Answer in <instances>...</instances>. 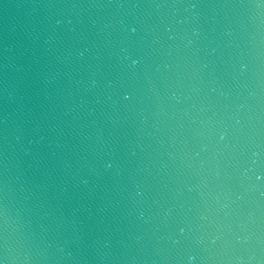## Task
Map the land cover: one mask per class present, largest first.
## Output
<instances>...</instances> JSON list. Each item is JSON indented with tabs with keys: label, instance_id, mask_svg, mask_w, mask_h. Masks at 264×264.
I'll return each mask as SVG.
<instances>
[{
	"label": "water",
	"instance_id": "95a60500",
	"mask_svg": "<svg viewBox=\"0 0 264 264\" xmlns=\"http://www.w3.org/2000/svg\"><path fill=\"white\" fill-rule=\"evenodd\" d=\"M0 264H264V0H0Z\"/></svg>",
	"mask_w": 264,
	"mask_h": 264
}]
</instances>
